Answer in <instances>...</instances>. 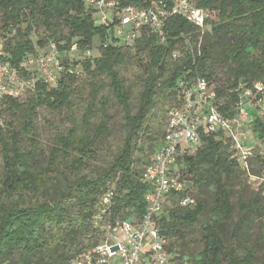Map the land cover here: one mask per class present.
Instances as JSON below:
<instances>
[{
    "label": "trees",
    "instance_id": "obj_1",
    "mask_svg": "<svg viewBox=\"0 0 264 264\" xmlns=\"http://www.w3.org/2000/svg\"><path fill=\"white\" fill-rule=\"evenodd\" d=\"M118 1L140 9L160 1L168 10L173 6L172 0ZM192 1L209 10L204 28L167 15L162 35L143 27L129 47L109 38L114 15L97 25L98 11L85 0H0L4 58L26 80L37 79L26 94H6L1 101L0 264H72L104 238L93 217L108 189L114 196L104 222L143 217L152 187L143 173L164 138L178 80L205 78L228 116L236 112L241 86L264 83V0ZM51 44L62 66L54 84L20 67L28 57L48 53ZM86 50L91 55L83 56ZM218 66L228 70L224 83L215 75ZM112 103L125 132L102 157L99 144L116 118ZM62 112L70 125L51 121ZM45 125L54 129L52 145L43 162L33 165ZM249 136L258 151L252 159L264 165V116H254ZM201 142L193 154L177 159L186 189L171 191L158 216L170 258L176 264H256L264 245V183L235 203L245 169L231 140L217 131L203 132ZM187 194L195 205L179 204ZM256 222L260 235L251 245ZM195 243L203 245L197 253Z\"/></svg>",
    "mask_w": 264,
    "mask_h": 264
},
{
    "label": "built area",
    "instance_id": "obj_2",
    "mask_svg": "<svg viewBox=\"0 0 264 264\" xmlns=\"http://www.w3.org/2000/svg\"><path fill=\"white\" fill-rule=\"evenodd\" d=\"M98 11L96 24L107 21L110 15L117 19L115 45L134 46L143 27H149L162 35L163 21L167 15H179L197 27L204 28L209 18V10L198 7L192 0H172L170 10L166 4L154 2L148 8L121 6L118 0H85ZM91 50L83 56L91 55ZM0 46V111L1 101L6 94L21 96L34 84L26 80L17 67L4 58ZM61 53L51 44L50 53L28 57L21 62L24 70L34 69L54 84L61 71ZM178 99L169 109L165 135L158 144L150 165L143 178L151 184L146 193L147 212L135 222L116 220L104 222L114 191L108 189L94 215V226L104 232V238L92 250L73 259L72 264H176L168 252V238L158 223L165 198L171 191L186 189L183 174L177 167V159L193 154L201 146V135L221 131L232 142L231 149L242 169L250 168V160L255 156L249 130L254 116H264V83L257 81L251 86L240 87V100L233 116L219 110L217 95L213 85L198 76L191 82L178 80ZM179 204L193 206L196 199L187 194Z\"/></svg>",
    "mask_w": 264,
    "mask_h": 264
},
{
    "label": "rangeland",
    "instance_id": "obj_3",
    "mask_svg": "<svg viewBox=\"0 0 264 264\" xmlns=\"http://www.w3.org/2000/svg\"><path fill=\"white\" fill-rule=\"evenodd\" d=\"M0 21H1V13H0ZM118 34V30L111 31L109 34V38L112 36H115ZM34 39H36V36L34 35ZM100 43V37L97 36L94 38V44L99 45ZM48 53H50V49L48 50ZM215 75L218 77V83H224L226 79L229 77V73L226 67L218 66L215 68ZM33 86V85H32ZM29 87L26 89L28 90ZM26 90V91H27ZM26 91L24 92L26 94ZM138 105V100L136 98L132 99V108L133 111L136 110ZM161 105V102H160ZM111 111L116 114V118L113 123V127L111 130L110 135L104 140L103 143L99 144L98 147V153L101 154L103 157L104 153L108 152V149L111 145H117L121 143L123 139V134L125 132L123 121L121 118V113L119 112L118 106L114 103H112ZM168 112L166 113V118L168 116ZM51 121L54 123V125L59 124L62 126H68L70 123L65 118V113L62 112L60 114L54 115L51 117ZM0 123H2V120L0 118ZM43 133L40 137L41 145L37 148L38 156L33 162V165H35L37 162H43V155L44 152L47 151L51 145H52V137L54 135V129L52 126H42ZM163 130H165V125L162 127ZM252 143V141H251ZM257 145V144H256ZM105 150V151H104ZM258 152V151H257ZM255 152V153H257ZM250 168L245 169L242 177L240 178L241 182H237L235 186V194L233 196V201L237 203L239 196L242 194V197L244 199L249 198L252 194L256 193L262 183H264V165L263 163L258 160L257 158L250 160ZM52 190V189H51ZM53 191V190H52ZM208 192V191H207ZM209 193V192H208ZM195 195L199 196H206V193L202 192H196ZM237 215V212H235V216ZM260 235L259 230V224L256 222L252 227V242L251 245L255 243V239L258 238ZM203 249V245L201 243H195L192 246V251L194 253H197ZM257 255L258 258L256 260V264H264V245L261 246L260 249H257ZM39 264V263H34Z\"/></svg>",
    "mask_w": 264,
    "mask_h": 264
}]
</instances>
